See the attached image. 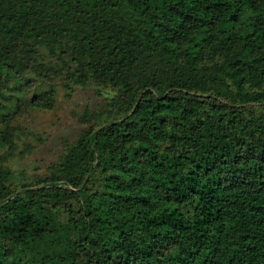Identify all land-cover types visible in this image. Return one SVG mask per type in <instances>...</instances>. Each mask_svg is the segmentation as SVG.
I'll list each match as a JSON object with an SVG mask.
<instances>
[{"label":"trees","instance_id":"1","mask_svg":"<svg viewBox=\"0 0 264 264\" xmlns=\"http://www.w3.org/2000/svg\"><path fill=\"white\" fill-rule=\"evenodd\" d=\"M79 89V136L15 171ZM0 264H264V0H0Z\"/></svg>","mask_w":264,"mask_h":264},{"label":"rangeland","instance_id":"2","mask_svg":"<svg viewBox=\"0 0 264 264\" xmlns=\"http://www.w3.org/2000/svg\"><path fill=\"white\" fill-rule=\"evenodd\" d=\"M97 103L92 90L79 89L69 98L61 90L53 110L37 111L32 117L22 120L25 134L16 140V149L9 156L13 169L43 172L51 161L58 158L63 140H73L79 136L83 126L74 113Z\"/></svg>","mask_w":264,"mask_h":264}]
</instances>
